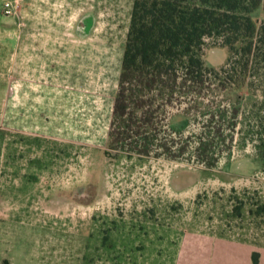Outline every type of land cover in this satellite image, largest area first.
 <instances>
[{
    "label": "rangeland",
    "instance_id": "rangeland-1",
    "mask_svg": "<svg viewBox=\"0 0 264 264\" xmlns=\"http://www.w3.org/2000/svg\"><path fill=\"white\" fill-rule=\"evenodd\" d=\"M134 1L0 0V264H211L214 241L264 246L263 57L245 87L212 79L180 107L223 121L167 107L121 129ZM252 17L260 29L264 4ZM228 56L211 42L204 60Z\"/></svg>",
    "mask_w": 264,
    "mask_h": 264
},
{
    "label": "trees",
    "instance_id": "trees-1",
    "mask_svg": "<svg viewBox=\"0 0 264 264\" xmlns=\"http://www.w3.org/2000/svg\"><path fill=\"white\" fill-rule=\"evenodd\" d=\"M263 4L264 0H135L113 120L124 130L145 125L150 129L155 115L162 110L167 115L169 107L200 113L210 124L216 118L223 121L225 114L218 108L180 107L184 99L200 105L198 99L212 79L226 87H245L258 56L264 59V24L259 29L252 17ZM211 42L229 51L219 69L209 68L204 60ZM261 79L264 82V74ZM210 128L205 135L214 130L217 139L222 137L221 131ZM208 147L201 143V155H207ZM258 211L264 217V206ZM257 257L253 255L255 262Z\"/></svg>",
    "mask_w": 264,
    "mask_h": 264
},
{
    "label": "crops",
    "instance_id": "crops-1",
    "mask_svg": "<svg viewBox=\"0 0 264 264\" xmlns=\"http://www.w3.org/2000/svg\"><path fill=\"white\" fill-rule=\"evenodd\" d=\"M8 84L9 82L7 80L6 86L4 87V77L0 75L1 108H4ZM206 250L211 255V264H264V246L260 247L259 245H246L230 240H220L212 242V244L206 247ZM254 254L258 255L257 262L254 261ZM213 257L215 258L214 263Z\"/></svg>",
    "mask_w": 264,
    "mask_h": 264
},
{
    "label": "built area",
    "instance_id": "built-area-1",
    "mask_svg": "<svg viewBox=\"0 0 264 264\" xmlns=\"http://www.w3.org/2000/svg\"><path fill=\"white\" fill-rule=\"evenodd\" d=\"M6 7H8V8H9V7H10V4H7V5H6ZM10 12H11V11H10V10H8V13H10Z\"/></svg>",
    "mask_w": 264,
    "mask_h": 264
}]
</instances>
